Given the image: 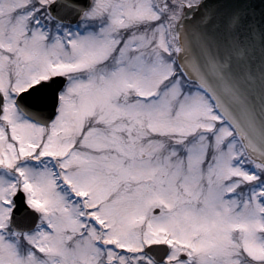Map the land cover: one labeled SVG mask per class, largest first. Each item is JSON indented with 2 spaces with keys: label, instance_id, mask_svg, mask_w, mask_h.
Instances as JSON below:
<instances>
[{
  "label": "snow or ice",
  "instance_id": "obj_1",
  "mask_svg": "<svg viewBox=\"0 0 264 264\" xmlns=\"http://www.w3.org/2000/svg\"><path fill=\"white\" fill-rule=\"evenodd\" d=\"M0 264H264V0H0Z\"/></svg>",
  "mask_w": 264,
  "mask_h": 264
}]
</instances>
